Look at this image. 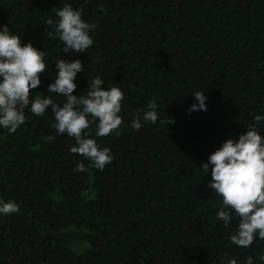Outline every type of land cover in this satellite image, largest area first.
<instances>
[{"label":"trees","instance_id":"1","mask_svg":"<svg viewBox=\"0 0 264 264\" xmlns=\"http://www.w3.org/2000/svg\"><path fill=\"white\" fill-rule=\"evenodd\" d=\"M65 3L96 24L88 52L65 53L58 34L46 32ZM5 25L45 52L30 100L48 95L57 57L84 65L73 94L99 76L124 99L119 135L86 130L111 149L103 170L70 151L75 140L52 127L51 106L36 116L29 105L15 132L0 127V199L20 208L0 214V264H245L249 256L264 264L258 235L247 248L231 242L239 218L217 219L211 165L201 173L226 138L264 115V0H0ZM196 91L206 111H189ZM151 101L157 122L134 130V114Z\"/></svg>","mask_w":264,"mask_h":264},{"label":"clouds","instance_id":"2","mask_svg":"<svg viewBox=\"0 0 264 264\" xmlns=\"http://www.w3.org/2000/svg\"><path fill=\"white\" fill-rule=\"evenodd\" d=\"M53 10L58 19L46 20L47 34H58L63 42L61 50L65 53L88 52L94 43L90 31L96 28V24L82 18L83 8L75 9L70 3H65L63 7ZM99 10L106 11L102 5ZM44 56L45 52L31 42L22 43L21 37L12 34L9 26L5 25L0 30V127L8 129L10 133L15 132L25 123V108L29 105L36 116L44 115L51 106L55 117L52 127L59 134L66 133L75 140L70 151L103 170L113 160L111 149L101 147L86 130L95 124L98 137L109 136L113 132L119 135L123 123L120 113L124 92L115 84L110 88L102 87L104 81L97 76L88 80L86 92L73 94L77 88V73L84 70V65L79 59L67 61L57 57L58 73L48 86V95L30 100L31 89L40 85V75L48 67ZM52 94L64 98L62 106ZM193 96L197 103L189 111H206L204 91H196ZM147 109L134 114L131 123L134 130H139L142 122H157L156 102H149ZM262 121L264 115H256L253 123L238 139L231 136L226 138L209 155L201 171L202 174L207 172L211 165L209 187L222 198L217 219L227 226L233 219L232 212H235L239 222L230 239L233 244L244 248L250 247L257 235L264 240V136L259 131ZM161 123L169 125L174 120L170 117L166 121L161 120ZM47 139L54 140L55 137L49 136ZM76 170L85 171L84 163H78ZM19 211L15 201L0 199V214L11 215ZM259 260L264 261V254L259 256ZM221 264H224V260H221ZM227 264L238 262L236 258H231ZM245 264H253V258L247 257Z\"/></svg>","mask_w":264,"mask_h":264}]
</instances>
